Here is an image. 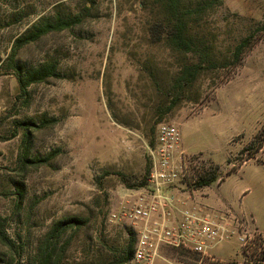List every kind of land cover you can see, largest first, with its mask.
Segmentation results:
<instances>
[{
	"label": "rangeland",
	"instance_id": "374dc122",
	"mask_svg": "<svg viewBox=\"0 0 264 264\" xmlns=\"http://www.w3.org/2000/svg\"><path fill=\"white\" fill-rule=\"evenodd\" d=\"M197 1L181 0V6ZM70 12L80 13L82 22L51 31L16 55L27 65L55 61L60 77L32 84L25 106L15 76L0 72V222L7 218L6 233L19 246L16 251L0 242V264L34 262L48 228L64 216L86 223L57 245L60 264L116 262L132 226L127 220L110 222L108 214L135 189L120 174L130 184L144 177L150 162L146 146L158 123L175 124L184 148L201 150L212 168L218 166V179L264 124V36L230 73L235 45L264 22V0H223L189 23L190 34L209 47L215 65L177 95L170 111L174 79L198 55L166 44L164 0H0V63L39 17ZM42 114L58 122L33 131L32 154L58 153L49 164L19 175L14 167L22 133L10 137L13 121H38ZM260 154L264 160V144ZM16 180L25 185L18 207ZM217 185L202 190L226 202L237 218L245 216V230L264 245V163L248 161ZM163 250L166 259L157 257L152 264H195L199 258L191 251ZM214 253L244 261L236 234Z\"/></svg>",
	"mask_w": 264,
	"mask_h": 264
},
{
	"label": "trees",
	"instance_id": "16d2710c",
	"mask_svg": "<svg viewBox=\"0 0 264 264\" xmlns=\"http://www.w3.org/2000/svg\"><path fill=\"white\" fill-rule=\"evenodd\" d=\"M223 0H198L193 7H182L181 0H164V8L166 11V22L169 26L164 39L166 44L172 49L183 53H194L198 55L196 62L186 63L182 66L180 73L175 77L173 82V90L176 91L175 96L171 99L166 111L172 110L176 105L178 94L183 89L190 87L205 69H212L215 63L209 59L210 49L203 42L199 41L189 32V23L194 21L196 17L202 13L220 5ZM82 22L80 13L70 12L65 15L55 14L52 16L39 17L28 29L15 38L11 52L7 58L0 63V72L8 71L13 74L17 80L19 88V97L25 106L29 102V87L32 84L46 81L48 78L60 77L61 73L58 64L55 61L47 60L38 65H27L16 58L19 48L23 45L40 39L43 35L51 31H60L73 27ZM264 36V22L251 33L243 36L235 45L231 54L232 70L234 73L241 64L244 57L253 48V46ZM58 122V118L50 117L42 114L38 121L32 117L25 119H14L13 129L10 137H15L21 132V141L16 155V163L14 170L19 175L26 174L31 169H36L42 165L49 164L56 156L59 149H53L46 154H32L33 148V131L47 125H53ZM151 144H153L151 140ZM264 144V124L261 129L253 136V138L239 150V157L230 169L226 172L228 176L236 172L241 165L249 160L256 158L258 163L263 164L264 160L257 158V152H260ZM228 162L230 160L228 159ZM218 166L210 167L209 170L199 174L198 179L194 183L195 187L207 186L218 179ZM149 174V165L144 177L138 182L130 184L125 177L120 174L123 183H127L131 188H138L147 182ZM224 177L219 180L222 181ZM14 194L16 195V207L22 201L24 195V182L22 180L14 181ZM7 218L0 222V242L7 247L17 251L19 246L10 238L5 229ZM86 223L85 219L77 216H64L55 220L43 239L40 241L36 259L30 264H60L61 254L58 252L57 245L61 239L70 230H76ZM129 240L127 245L119 251L116 262L112 264H126L133 254V244L135 241L134 232L128 231ZM64 248L62 247L61 252ZM252 253H248L243 249L244 261L242 264H264V245L262 248L254 247ZM207 264H240L236 261L213 260L207 261Z\"/></svg>",
	"mask_w": 264,
	"mask_h": 264
},
{
	"label": "built area",
	"instance_id": "2783aa9c",
	"mask_svg": "<svg viewBox=\"0 0 264 264\" xmlns=\"http://www.w3.org/2000/svg\"><path fill=\"white\" fill-rule=\"evenodd\" d=\"M149 174L147 182L127 190L108 221L127 220L135 241L132 261L152 264L165 248L191 251L199 256L195 264L216 260L212 249L236 234L242 250L249 253L257 244L248 231L245 216L216 214L200 203L186 205L184 193L191 198L200 173L211 165L201 153L182 149L181 135L175 124L158 123L153 144H147Z\"/></svg>",
	"mask_w": 264,
	"mask_h": 264
},
{
	"label": "crops",
	"instance_id": "0c3cea01",
	"mask_svg": "<svg viewBox=\"0 0 264 264\" xmlns=\"http://www.w3.org/2000/svg\"><path fill=\"white\" fill-rule=\"evenodd\" d=\"M181 146H182V149L184 150V151H186V152H188V153H200V152H202L201 150H197V151H189V150H187L186 148H184V146H183V144H181ZM260 153H262V150L260 151ZM257 157V156H256ZM262 156H261V154H260V156H259V158H261ZM258 158V157H257ZM253 160H255L256 161V158H253V159H249V160H247V161H245L243 164H245V163H247L248 161H253ZM257 162V161H256ZM242 164V165H243ZM241 165V166H242ZM241 168V167H240ZM240 168L237 170V171H239L240 170ZM236 171V172H237ZM229 176V175H228ZM226 177V176H225ZM225 177H224V179L222 180V181H220L219 179H217L215 182H217L218 183V185L217 186H219L222 182H224V180H225ZM210 185V184H209ZM208 186V185H207ZM207 186H202V187H200L199 189H197V191H194L193 193H191V195H192V197L193 198H191L190 199V197L186 194V192L184 193V195H183V197L185 198V203H186V205H190V204H193V203H200V204H202V205H204L205 207H208L211 211H213L214 213H216V214H228L229 212H231L230 213V215H233V216H236L235 215V213L233 212V210L231 209V207L226 203V202H223V203H219L218 201H217V198L216 197H214L213 196V194H211L210 196H209V194H206V193H204L203 192V188H206ZM196 193L199 195L198 196V199H197V197H196ZM242 215V213H239V214H237V215ZM256 229L257 230H259L257 227H256ZM262 234V233H261ZM263 236V235H262ZM228 240V239H227ZM217 247V246H216ZM215 247V248H216ZM163 251L164 250H161L160 251V253H161V256L160 257H164L165 259H166V257L165 256H163ZM212 253L214 254V256L216 257V259H219V260H227V258H222V257H219V256H217L215 253H214V249H212ZM243 259H241V260H239L238 262L239 263H242L243 261H242Z\"/></svg>",
	"mask_w": 264,
	"mask_h": 264
}]
</instances>
